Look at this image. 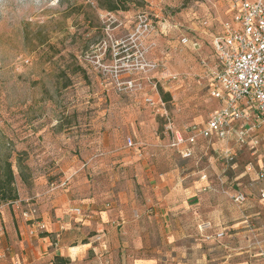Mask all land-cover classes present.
I'll use <instances>...</instances> for the list:
<instances>
[{
  "label": "rangeland",
  "instance_id": "1",
  "mask_svg": "<svg viewBox=\"0 0 264 264\" xmlns=\"http://www.w3.org/2000/svg\"><path fill=\"white\" fill-rule=\"evenodd\" d=\"M232 5L233 0H131L126 9L108 12V0H0V174L11 165L19 209L37 210L35 200L45 187L65 181L61 188L72 186L80 167L77 188L105 186L110 190L96 196L117 203L118 193L126 194L134 213L143 211L150 222L147 247L136 248L139 260L244 264L245 248L238 243L202 247L196 256L168 247L149 205L159 196L153 188L158 182L205 176L212 182L206 201L225 211L227 224L236 225L243 214L230 190L249 162L251 177L258 172L250 154L237 155L234 170L212 151L185 160L168 147L159 112L164 103L181 130L205 123L218 108L208 86L214 72L211 42L231 19ZM139 17L151 28L138 31ZM260 157L264 164V153ZM3 209L12 214L11 207ZM245 214L256 228L264 227V205L252 197ZM142 220L133 232L140 238ZM258 241L251 246L257 253Z\"/></svg>",
  "mask_w": 264,
  "mask_h": 264
},
{
  "label": "crops",
  "instance_id": "2",
  "mask_svg": "<svg viewBox=\"0 0 264 264\" xmlns=\"http://www.w3.org/2000/svg\"><path fill=\"white\" fill-rule=\"evenodd\" d=\"M220 34L221 31L216 36ZM212 42L211 53L215 69L217 60ZM196 46L197 43H194L193 47ZM208 86L210 95L214 87L212 80ZM216 102L219 108L220 103ZM239 125L240 123H233L236 128ZM225 141L219 140L215 135L208 140L199 139L194 145V157L198 153L201 154L202 150L218 154V159L226 148L233 149L237 155L247 152L245 147L236 146L234 133L230 137L231 145H226ZM174 152L181 157L179 151L174 150ZM263 153L264 140L261 139L255 157L251 160L255 162V169L258 171L264 166L263 161L259 159ZM193 159L195 158L191 160ZM233 166L229 168L234 170L235 164ZM78 169L75 168V178L70 176L73 179L70 181L72 186L54 189L45 187L40 193L43 196L42 199L40 196L35 200L39 221L43 222L46 227L43 233L30 235L29 224L24 222L19 210L15 207L12 208L11 215L8 211L2 210L0 214V264H12L13 260H18L23 264H157L155 261L148 262V259L139 260L134 257L137 247H147L146 229L150 228V222L145 223L146 218L143 211L140 214L139 212L134 213L131 198L126 194L118 193L115 198L118 203L115 199V201L113 199L107 201L103 196H96L110 190L105 186L84 185L77 188L79 177L76 170ZM241 178L248 179L245 183H240ZM254 181H256L255 175L253 178L245 170L238 179H235V185L231 187L230 193L242 191L247 195V200L242 206L237 207L241 213L243 212L239 223L231 226L227 224L228 215L225 211L216 210L213 203L206 201L210 198V193L205 192L210 188L208 186L212 185L210 180L168 179L155 184L153 188L159 196L154 198L149 205L154 207L155 219H158L165 229L167 246H172L173 250L178 251L190 250L189 252L196 256L202 247L226 248L228 244L238 243L245 248L244 264H252V262L263 264L259 254L251 246L254 238L264 242V227L256 228L250 223L251 214H245L251 197L264 205V200L259 198V190L264 189V183L261 182L262 184L258 183L255 187L249 188L248 184ZM105 202H109L110 206L101 210L99 206ZM149 205H147L148 208ZM96 208L100 210L96 211ZM75 209H78L80 214L75 213L73 211ZM88 210H92L90 211L92 215L82 217V212ZM139 219H143L142 238L134 235L137 230L134 224ZM147 219L150 220L151 217ZM127 223H130L131 229L125 226ZM205 225L208 227L201 230L200 228ZM120 226L124 229L122 233L119 232ZM217 234H222V236L216 238ZM143 253H147V250L141 252ZM89 257H91L90 260ZM167 261L170 264L169 259ZM177 263L201 264V259L194 258Z\"/></svg>",
  "mask_w": 264,
  "mask_h": 264
},
{
  "label": "built area",
  "instance_id": "3",
  "mask_svg": "<svg viewBox=\"0 0 264 264\" xmlns=\"http://www.w3.org/2000/svg\"><path fill=\"white\" fill-rule=\"evenodd\" d=\"M233 15L222 26L221 34L213 38V52L216 56V68L212 81L213 89L210 97L220 103V107L209 114L203 124L188 125L179 130L168 117L164 103H160L164 119V132L168 136V147L181 153L185 160L194 158V145L199 139L208 140L216 136L221 141L229 140L232 134L236 136V146L245 147L251 158L255 157L260 140H264V0H233ZM146 17H139L138 31L150 29ZM183 44L187 40L183 38ZM152 103V100H148ZM240 123L239 127L233 123ZM131 142L128 146H131ZM237 153L224 149L219 158L227 167L235 164ZM226 167V168H227ZM253 163L246 166V173L251 172ZM256 181L248 184L255 187L264 181V168L256 172ZM202 179H206L205 176ZM66 181L61 187L66 186ZM259 198L264 200V189L259 190ZM236 206H242L247 200L244 192H236L231 196ZM19 200L0 205V214L4 207L16 208L24 222L29 224L30 235L46 231L45 224L39 221L35 207L27 205L19 209ZM28 203V202H27ZM80 214L78 209L73 210ZM208 225L202 226L204 230ZM222 234L215 237L220 238ZM258 254L264 264V242H256ZM12 264H23L13 260Z\"/></svg>",
  "mask_w": 264,
  "mask_h": 264
},
{
  "label": "trees",
  "instance_id": "4",
  "mask_svg": "<svg viewBox=\"0 0 264 264\" xmlns=\"http://www.w3.org/2000/svg\"><path fill=\"white\" fill-rule=\"evenodd\" d=\"M131 0H108L110 7L107 8L108 12L118 11L120 7L126 9V6ZM163 102H169L170 96L162 93ZM3 172L0 174V205L11 203L17 200V193L14 189V173L11 165L5 164Z\"/></svg>",
  "mask_w": 264,
  "mask_h": 264
}]
</instances>
